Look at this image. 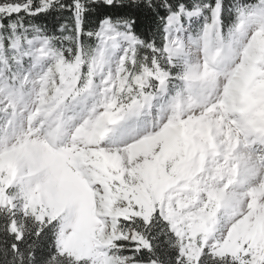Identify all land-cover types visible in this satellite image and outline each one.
<instances>
[{"label": "snow or ice", "instance_id": "obj_1", "mask_svg": "<svg viewBox=\"0 0 264 264\" xmlns=\"http://www.w3.org/2000/svg\"><path fill=\"white\" fill-rule=\"evenodd\" d=\"M0 264H264V0H0Z\"/></svg>", "mask_w": 264, "mask_h": 264}]
</instances>
